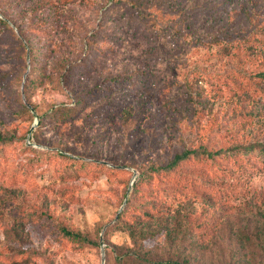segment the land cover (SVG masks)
I'll return each instance as SVG.
<instances>
[{
    "label": "rangeland",
    "instance_id": "obj_1",
    "mask_svg": "<svg viewBox=\"0 0 264 264\" xmlns=\"http://www.w3.org/2000/svg\"><path fill=\"white\" fill-rule=\"evenodd\" d=\"M223 2L0 0L18 24L56 31L41 48L25 43L39 49L33 63L0 37V134L10 143L0 146V264H118L116 247L131 242L108 227L141 170L183 148L264 139V0ZM100 26L114 38L96 46L106 51L82 72ZM131 74L142 75L131 98L118 87L94 94L105 79ZM79 90L94 96L60 125L50 113L73 105ZM59 154L90 165L73 169ZM204 175L194 190L189 182L171 189L170 201L172 213L201 225L204 245L186 240L170 250L191 264H264L254 238L264 168ZM60 225L92 244L59 236Z\"/></svg>",
    "mask_w": 264,
    "mask_h": 264
},
{
    "label": "trees",
    "instance_id": "obj_2",
    "mask_svg": "<svg viewBox=\"0 0 264 264\" xmlns=\"http://www.w3.org/2000/svg\"><path fill=\"white\" fill-rule=\"evenodd\" d=\"M70 0H60V2H69ZM228 0L225 2H232ZM223 2V3H225ZM0 37L6 36L13 40L17 48H21L27 58L32 61L33 52L39 49H32L25 43L36 41L35 45L41 48L44 46L45 36L50 35L52 29L45 28L40 23L29 21L27 24L20 23L9 14L5 9L0 8ZM49 20L51 17L48 18ZM12 22L18 34L14 33L13 27L9 25ZM25 26V27H24ZM51 26V25H50ZM52 27V26H51ZM53 28V27H52ZM111 32L103 30L101 26L91 34L87 39V65L82 63V72L94 68L96 62L93 58L99 57L106 49L96 48L106 40H111ZM34 50V51H33ZM72 66L65 73L71 71ZM142 75L134 77L118 76L107 78L95 87V93L106 94L110 90L118 87L123 90L124 99L136 95L140 89L135 85L133 79H140ZM89 90L83 92L79 90L76 93V102L71 106H58L49 116L57 119L60 125L71 123L79 115L80 110L88 104ZM10 144L5 142L0 134V146ZM60 157L69 159L72 162L73 169L85 168L90 165L88 162L80 161L76 158H68L62 154ZM239 166L241 164L254 168H264V139L250 140L244 144H236L217 150H209L205 146L195 148H183L177 151L165 163L158 166H151L139 172L136 181L127 192L125 204L117 216V219L108 227L111 230H117L127 234L130 239V246L116 247L120 251L115 261L118 264H191L188 258H180L179 253L175 254L170 250L173 244L181 241H188L191 245H204V235L200 232L201 225L197 224L190 213L181 215L172 213L170 210V201L173 195L171 189L178 187L181 183L189 182V187L194 190V183L205 178L206 169L226 173L228 166ZM102 167L106 170L104 165ZM170 188L164 190L162 188ZM257 221L261 224V233L254 235L258 246L264 250V211L255 214ZM59 236L73 242L77 245H91L90 239L66 226L56 227ZM249 240L248 236H245ZM261 245V246H260ZM109 264V262L107 263Z\"/></svg>",
    "mask_w": 264,
    "mask_h": 264
},
{
    "label": "water",
    "instance_id": "obj_3",
    "mask_svg": "<svg viewBox=\"0 0 264 264\" xmlns=\"http://www.w3.org/2000/svg\"><path fill=\"white\" fill-rule=\"evenodd\" d=\"M32 130H33V127L31 128L30 133L32 132ZM125 201H126V199L124 200L123 205L125 204ZM123 205H122V206H123ZM121 210H122V207L120 208V210H119L118 213L116 214L114 220H113L110 224H112V223L117 219V216H118V214L120 213ZM105 228H106V227H105ZM103 262H104V260H103Z\"/></svg>",
    "mask_w": 264,
    "mask_h": 264
}]
</instances>
